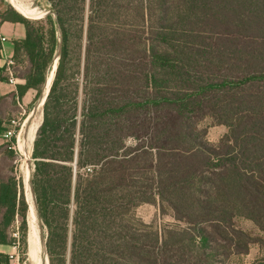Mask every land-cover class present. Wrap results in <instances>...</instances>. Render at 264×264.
Instances as JSON below:
<instances>
[{"label": "trees", "instance_id": "1", "mask_svg": "<svg viewBox=\"0 0 264 264\" xmlns=\"http://www.w3.org/2000/svg\"><path fill=\"white\" fill-rule=\"evenodd\" d=\"M47 1L29 18L0 0V23L25 27L15 99L39 96L55 65L30 180L50 264H264V0ZM73 56L82 99L69 108ZM207 119L227 127L218 143ZM27 200L22 177L0 182L24 253ZM145 203L177 223L137 218Z\"/></svg>", "mask_w": 264, "mask_h": 264}, {"label": "rangeland", "instance_id": "2", "mask_svg": "<svg viewBox=\"0 0 264 264\" xmlns=\"http://www.w3.org/2000/svg\"><path fill=\"white\" fill-rule=\"evenodd\" d=\"M5 4L14 5L13 0H4ZM24 3L28 8L33 9L38 15L39 11L45 9H50L51 5L47 0H18ZM29 18H38V16H27ZM56 58V57H55ZM70 72L75 71V76L69 77L68 81L63 84L66 91L68 92L67 96V107L72 108L75 104V98L78 97L79 101L82 99L81 88L78 91V86L80 87L83 83L82 74L77 72L81 68L77 56H73L69 63ZM54 68L49 72L48 77L52 76L54 73ZM6 82V81H5ZM7 83V82H6ZM45 87V86H44ZM43 87V89H44ZM63 88V87H62ZM42 89V92H43ZM5 92V85L4 89ZM65 91V92H66ZM42 92L37 96V91H31L23 99H15L12 96V93L0 92V182L7 181L10 177L16 176L18 178L22 177L26 200L29 197V194L32 195L31 183L27 178L28 174H32L34 168V159H33V143L29 144V156L27 157L25 153L22 152L21 142L25 138L26 130L30 125H39L42 122L44 114V104L38 109V104L40 99L46 96V93L41 97ZM46 100V98H45ZM80 106V104H79ZM32 119V120H31ZM35 120V121H34ZM38 122V123H37ZM203 126L208 128V140L212 144L218 143L220 138L227 132V127L224 125L214 124L212 120L207 119L202 123ZM9 131L13 132L12 137H6L5 134ZM36 137V136H35ZM11 138H16V141H12ZM32 146V147H31ZM13 152V155L12 153ZM25 155V156H24ZM29 160V161H28ZM88 171V168L85 169ZM84 171V172H86ZM26 183H25V182ZM28 184V186H27ZM30 184V185H29ZM31 190V191H30ZM28 196V197H27ZM28 202V200H27ZM35 207V216L36 219L33 221L31 218L30 203H28V216H27V234H26V252H23V243L21 240L22 229H21V218L19 215H16L13 221L6 225V208L0 205V234H4L9 241V244L6 246H0V252L4 255H7L10 260V264H50V256L47 249L48 241V228L42 222L37 211V205L33 199ZM134 215L137 218L145 221L146 223H153L157 228H160L166 224H176L177 222L169 214H162L159 205L156 204H141L138 206ZM38 219V220H37ZM37 220V221H36ZM35 224V227L40 231V243L35 246L36 258L32 259L29 254V245H28V236L30 231V223ZM239 225L245 228L248 231L257 232L255 226L252 222L241 219ZM72 237V225L69 226V244L67 255L69 256L70 243ZM45 240V241H44ZM41 245V246H40ZM44 246V248H42ZM45 250V251H44ZM41 253V254H40ZM44 253V254H43ZM257 248L252 249L249 256L246 257L247 262H252L258 256ZM40 256V257H39ZM39 257V258H38ZM44 259V260H43ZM35 260V261H34ZM46 261V262H45ZM38 262V263H37Z\"/></svg>", "mask_w": 264, "mask_h": 264}, {"label": "bare ground", "instance_id": "3", "mask_svg": "<svg viewBox=\"0 0 264 264\" xmlns=\"http://www.w3.org/2000/svg\"><path fill=\"white\" fill-rule=\"evenodd\" d=\"M14 2V7L20 12L22 13L23 15L25 16H38L36 14V12L33 10V9H30L28 8L24 3L18 1V0H13ZM54 75V74H53ZM53 75L48 77V83H47V86L45 87V90H44V93L43 95L46 93V95L48 94L49 92V89H50V86L52 84V80H53ZM45 98L46 96H44L42 99H40V102L38 104V109L43 106L44 102H45ZM32 120V119H31ZM35 121V120H34ZM38 123V122H37ZM38 127L39 125H30L27 130H26V134H25V138L24 140H22L21 142V149H22V152L26 154V156L28 157L29 154V150H28V146L29 144L33 143V141L35 140V136H36V133H37V130H38ZM32 147V146H31ZM25 156V155H24ZM29 161V160H28ZM27 178L29 179L30 176L28 174V170H27ZM25 182V181H24ZM26 183V182H25ZM25 185V184H24ZM30 185V184H29ZM28 186V184H27ZM31 191V190H30ZM33 194V193H32ZM28 197V196H27ZM33 199H34V196L32 197L31 194H29V197H28V202L30 203V211H31V219L34 221L36 219V216H35V207H34V203H33ZM38 220V219H37ZM36 220V221H37ZM33 221H31L32 223H30V231H29V236H28V245H29V254L31 256L32 259H35L37 256H36V252H35V246L37 244L40 243V239L42 240V238L40 237V231L35 227V224H33ZM45 241V240H44ZM41 246V245H40ZM44 248V246L42 247ZM37 250V249H36ZM45 251V250H44ZM41 254V253H40ZM44 254V253H43ZM40 257V256H39ZM38 257V258H39ZM44 260V259H43ZM35 261V260H34ZM46 262V261H45ZM38 263V262H37Z\"/></svg>", "mask_w": 264, "mask_h": 264}, {"label": "crops", "instance_id": "4", "mask_svg": "<svg viewBox=\"0 0 264 264\" xmlns=\"http://www.w3.org/2000/svg\"><path fill=\"white\" fill-rule=\"evenodd\" d=\"M0 32L2 35H4L6 37V41L3 43L4 53L0 58V66H3L6 56L7 57L13 56V53H14L13 41L19 40V39H22L25 37V27L21 23H13V22L6 21L4 23H0ZM22 82H23L22 80H19L17 82V84L22 83ZM17 84H11L10 82H7V83L2 82V83H0V92L2 94H4V93H16L17 92V87H16ZM4 85H5V92H3L4 91L3 90ZM31 91H35V90H29L26 93V95H28Z\"/></svg>", "mask_w": 264, "mask_h": 264}, {"label": "built area", "instance_id": "5", "mask_svg": "<svg viewBox=\"0 0 264 264\" xmlns=\"http://www.w3.org/2000/svg\"><path fill=\"white\" fill-rule=\"evenodd\" d=\"M51 12V8L50 9H45V10H41L39 11L38 13V17H42V16H45L47 14H49ZM0 41L2 42V44L6 41V37L4 35L1 34L0 32ZM4 53V49H2L1 51V56L3 55ZM14 65V60H13V56L12 57H7L5 58V62L3 64L4 67H6V71L9 75V82L11 84H17V82L19 81V79L15 78L14 77V74H13V69H12V66ZM10 135H13V132L12 131H9L5 134L6 137H12ZM88 171H92V168H88Z\"/></svg>", "mask_w": 264, "mask_h": 264}, {"label": "water", "instance_id": "6", "mask_svg": "<svg viewBox=\"0 0 264 264\" xmlns=\"http://www.w3.org/2000/svg\"><path fill=\"white\" fill-rule=\"evenodd\" d=\"M60 54H61V45L59 46V48H58V50H57V53H56V61H58V59H59V57H60ZM47 83H48V79H47V82H46V84H45V87L47 86ZM45 87H44V89H43V92H42V95H41V97L40 98H42V96H43V93H44V90H45ZM50 90V89H49ZM49 93V92H48ZM47 96H48V94L46 95V99H47ZM46 101V100H45ZM31 180V174H30V178H29V181ZM31 189H32V193H33V196H34V200H35V202H36V197H35V193H34V190H33V188H32V186H31ZM36 204V203H35Z\"/></svg>", "mask_w": 264, "mask_h": 264}]
</instances>
